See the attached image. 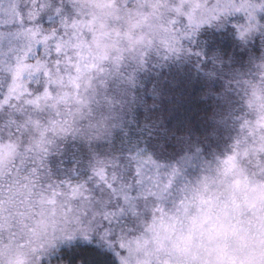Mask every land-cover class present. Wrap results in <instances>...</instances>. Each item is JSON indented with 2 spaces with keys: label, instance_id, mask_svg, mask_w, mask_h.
<instances>
[{
  "label": "snow or ice",
  "instance_id": "1",
  "mask_svg": "<svg viewBox=\"0 0 264 264\" xmlns=\"http://www.w3.org/2000/svg\"><path fill=\"white\" fill-rule=\"evenodd\" d=\"M72 14H65V5ZM129 0L127 8H133ZM165 38H137L130 34L106 57L87 60L81 45L91 39L80 27L71 0H0V143L17 148V156L4 176L9 183L26 176L40 190L63 196L70 194L80 209L86 243H71L67 264H119L123 240L131 235L142 216L158 205L171 203L181 169L163 172V165L149 154L136 152L118 165L115 160H98L83 179H52L48 157L57 141L68 136L89 141L110 134L107 119L93 116L91 90L107 66L118 67L125 59L144 58L154 49L166 57L185 51L183 42L194 37L205 24L227 21L243 14L244 22L234 24L242 41L264 32V0H153ZM43 13H53L59 23L44 27ZM222 26V24H221ZM191 51V49H187ZM254 78L236 81L242 94L244 112L240 132L226 153V163L235 165L248 156V147L264 139V115L257 114V102L264 100V61ZM157 93L163 95L162 89ZM182 126H184L182 124ZM188 183L185 179L182 188ZM181 188V189H182ZM180 189V190H181ZM93 237L99 243L93 248ZM71 239H75L72 237Z\"/></svg>",
  "mask_w": 264,
  "mask_h": 264
},
{
  "label": "clouds",
  "instance_id": "2",
  "mask_svg": "<svg viewBox=\"0 0 264 264\" xmlns=\"http://www.w3.org/2000/svg\"><path fill=\"white\" fill-rule=\"evenodd\" d=\"M128 2L71 0L91 37L80 46L83 59L110 55L130 34L165 38L153 0ZM257 114L264 115V100ZM248 153L235 165L226 157L206 163L174 201L142 216L124 237L119 264H264V139ZM17 154L14 144L0 143V264H44L59 245L86 243L87 232L70 194H49L26 176L4 179Z\"/></svg>",
  "mask_w": 264,
  "mask_h": 264
},
{
  "label": "trees",
  "instance_id": "3",
  "mask_svg": "<svg viewBox=\"0 0 264 264\" xmlns=\"http://www.w3.org/2000/svg\"><path fill=\"white\" fill-rule=\"evenodd\" d=\"M222 35L224 36H214L209 39V43L203 45L204 57L201 59H204V65L221 61L224 63L222 71L236 75L247 74L262 48L257 42L250 47L251 53L247 49L240 51L228 32ZM211 67L212 65L197 68L196 64L189 67L184 62L168 64L164 71L150 69L142 72L139 74L138 85L132 90L135 96L134 106L131 112H124V120L114 129L113 138L103 141L98 148L66 140L55 150L50 172L54 176L74 181L82 179L90 175V164L94 165L97 158L107 156L105 150L112 143L109 158L118 165L126 163L131 155L140 152L151 155L157 163L163 165V172L181 169L182 179H178L173 190V195H176L184 180L189 181L198 176L203 166L214 161L228 138L238 131V114L233 117L232 112H229L230 106L235 101L237 103L238 98L230 97L229 101L224 99L226 96H222V83L226 81V77L221 79V83L218 78L213 81L207 73ZM161 87L166 88L168 94L160 108L151 104L150 96H145L146 91ZM161 111L165 117L171 118L164 119L165 121L157 119ZM229 117L232 118L227 122ZM98 243V238L93 237L92 247ZM76 245L78 248L83 247V244ZM73 250L75 249L71 246L62 250L58 256L59 262L65 264Z\"/></svg>",
  "mask_w": 264,
  "mask_h": 264
},
{
  "label": "rangeland",
  "instance_id": "4",
  "mask_svg": "<svg viewBox=\"0 0 264 264\" xmlns=\"http://www.w3.org/2000/svg\"><path fill=\"white\" fill-rule=\"evenodd\" d=\"M56 6L59 5V0H55ZM72 8L70 5H65V14L71 15L72 14ZM259 19L261 22H264V13H258ZM245 18L243 14H238L235 17H229L227 21L223 22H213L212 24H205L203 25L197 34L192 37L189 40H185L183 42V46L185 51H182L179 54H172L170 56L166 57V53H164L162 50H152L145 58L143 63L139 61L138 58H132L129 57L125 59V61L119 65L118 67L109 65L107 66L106 72L100 74L97 76L93 83V88L91 90V101H92V109H93V116L96 119H107L109 128H110V134L97 139L89 141L84 138L80 137H73L68 136L66 138L60 139L57 141V146L52 150L48 157V166L50 168V165L53 164L56 153L55 150H58L62 143L66 142L68 140L69 142H73L74 144L78 145H92L93 148H98V146L106 140H111L115 133L116 126L124 120V112L127 113L131 112L132 106H134L133 102H135V96L134 92L132 90L138 85L139 82V74L145 71H149L150 69H157V70H166L168 64H182L186 63L189 64V67L193 64H196L197 68L204 67V66H211L212 67L207 71L208 74H210L213 81H215L217 78L221 79L223 77H226V81L222 83V88L224 90L222 91V96L226 101H229V98L236 96V101L230 106L229 112H232V116H237V128L238 131L233 134V137H229L227 143L225 144L224 148L220 151L218 157H224L226 153H229L231 151V145L234 143L235 138L240 132V121L239 117L244 112V105L242 100V94L240 91L236 88V81L243 80V79H249L254 78L255 74L260 71V69L257 67V65L264 61V32H257L250 36L247 41H242L238 33L236 31V28L234 27V24L237 22H244ZM41 25L44 27H52L59 23V17L55 16L53 13H43L38 21ZM222 24V26H221ZM229 33V37L233 38L235 42L237 43L240 51H246L249 50L250 47L255 45L258 42V46L262 48V52L259 55L257 59L253 61L252 67L250 66V70L247 71L245 75H236L230 72H224L222 69L224 68L223 62L218 63H212V64H205L204 65V59H201L204 57V53L202 51L203 45L206 43H209V39L213 38L214 36H224L222 34ZM228 38V37H227ZM187 49H191V51H187ZM107 55L103 56L106 57ZM102 57V58H103ZM248 61V60H247ZM249 62V61H248ZM202 70V69H201ZM203 71V70H202ZM205 72V71H203ZM206 73V72H205ZM157 88V86H156ZM163 90V95H160L157 93V89L153 91H146V97L150 96L152 98L151 104L157 105V107H162L165 103L166 97H167V89L166 88H158ZM235 98V99H236ZM229 103H227L228 105ZM238 109V110H237ZM158 114V113H157ZM0 118H4L3 115H0ZM170 116H166L161 111L157 115V119L163 120L164 119H170ZM232 117H229L226 119L227 122H229V119ZM116 123V124H115ZM235 124V123H234ZM112 143H109L105 151H107V156H101L97 158L96 163L98 160H109L111 161V154L109 147ZM98 156V152H97ZM90 164L89 167L93 169L96 165ZM117 163V162H116ZM92 172V171H91ZM91 174V173H90ZM52 179L61 181V180H71L66 179L64 177H58L54 176V174L51 173ZM83 179V178H82ZM74 181V180H72ZM172 196L173 192L171 193ZM177 195V194H176ZM75 244H82L80 243V239L77 238ZM71 245H59L57 248L53 249L52 252L44 259V264H61L58 260V256L60 255L61 251L70 247Z\"/></svg>",
  "mask_w": 264,
  "mask_h": 264
}]
</instances>
